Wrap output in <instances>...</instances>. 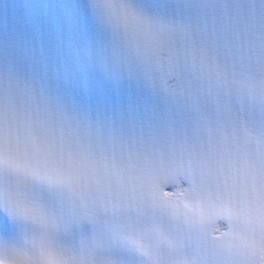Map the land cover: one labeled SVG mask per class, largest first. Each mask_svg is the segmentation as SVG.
<instances>
[{
    "label": "snow or ice",
    "instance_id": "snow-or-ice-1",
    "mask_svg": "<svg viewBox=\"0 0 264 264\" xmlns=\"http://www.w3.org/2000/svg\"><path fill=\"white\" fill-rule=\"evenodd\" d=\"M0 264H264V0L0 16Z\"/></svg>",
    "mask_w": 264,
    "mask_h": 264
}]
</instances>
